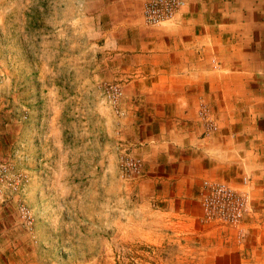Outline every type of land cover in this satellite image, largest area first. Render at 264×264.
Returning a JSON list of instances; mask_svg holds the SVG:
<instances>
[{
  "label": "rangeland",
  "instance_id": "374dc122",
  "mask_svg": "<svg viewBox=\"0 0 264 264\" xmlns=\"http://www.w3.org/2000/svg\"><path fill=\"white\" fill-rule=\"evenodd\" d=\"M113 1L0 0L3 264H174L173 252L156 248L169 239L149 242L144 230L223 229L201 222L197 193L164 207L129 145L134 63L112 51L111 29L148 25L142 10L128 14ZM113 87L123 93L118 103ZM128 156L141 159V172L124 170ZM224 179L238 189L247 182L233 171ZM179 211L180 224L161 217ZM255 214L264 207L250 195L242 227L224 229L242 231Z\"/></svg>",
  "mask_w": 264,
  "mask_h": 264
},
{
  "label": "crops",
  "instance_id": "0c3cea01",
  "mask_svg": "<svg viewBox=\"0 0 264 264\" xmlns=\"http://www.w3.org/2000/svg\"><path fill=\"white\" fill-rule=\"evenodd\" d=\"M146 1L112 5L139 14ZM185 1L157 27L112 23V51L134 63L126 73L136 101L128 104L129 145L143 156L164 207L183 206L204 180H228L233 171L263 211L264 0ZM180 211L161 217L180 224ZM140 236L152 243L168 238L169 246L156 248L173 252L174 264H264V214L253 215L242 231L148 229Z\"/></svg>",
  "mask_w": 264,
  "mask_h": 264
},
{
  "label": "built area",
  "instance_id": "2783aa9c",
  "mask_svg": "<svg viewBox=\"0 0 264 264\" xmlns=\"http://www.w3.org/2000/svg\"><path fill=\"white\" fill-rule=\"evenodd\" d=\"M185 4V0H147L142 9L144 23L156 27L169 22ZM111 93L114 103H118L123 95L121 89L113 87ZM123 167L127 172L139 173L142 169L141 159L128 156ZM197 200L202 209L203 224L238 229L244 224L250 195L226 181L204 180L199 187Z\"/></svg>",
  "mask_w": 264,
  "mask_h": 264
}]
</instances>
